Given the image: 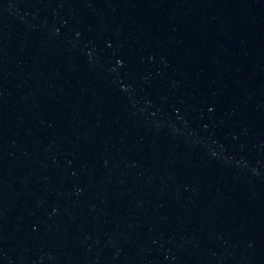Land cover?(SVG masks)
<instances>
[{
    "label": "water",
    "instance_id": "95a60500",
    "mask_svg": "<svg viewBox=\"0 0 264 264\" xmlns=\"http://www.w3.org/2000/svg\"><path fill=\"white\" fill-rule=\"evenodd\" d=\"M0 264H264V0H0Z\"/></svg>",
    "mask_w": 264,
    "mask_h": 264
}]
</instances>
